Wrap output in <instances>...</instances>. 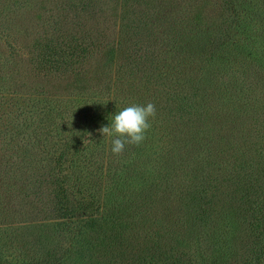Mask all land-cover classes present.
<instances>
[{
	"label": "rangeland",
	"instance_id": "rangeland-1",
	"mask_svg": "<svg viewBox=\"0 0 264 264\" xmlns=\"http://www.w3.org/2000/svg\"><path fill=\"white\" fill-rule=\"evenodd\" d=\"M144 1L0 0V264H127V242L134 245L128 236L140 233L174 247L164 264H216V249L233 234L230 200L217 191L213 212L175 199L162 205L143 200L159 201L188 174L164 168L150 176L154 151L139 187L116 194V221L128 228L112 230L124 243L110 254L102 244L109 242V230L92 231L109 205L111 166L122 157L112 154V138L100 133L125 103L122 79L138 80L129 87L128 106L155 105L150 123L157 131L166 129L161 119L167 102L175 105L170 91H191L200 77L211 91L234 99L233 107L242 103L264 120V0H176L190 10L173 7L170 16L164 0H146L153 6ZM151 19L154 37L143 39ZM199 46L204 52L181 55L183 48ZM153 54L159 64L136 61ZM188 120L174 123L175 131L188 129ZM174 132H164L163 147ZM151 136L146 147L158 141ZM246 152L239 168L246 157L256 160L257 150ZM232 171L237 175L227 179L244 187L239 171ZM198 183H189V198L199 197ZM244 239L240 234L234 240L235 251L245 247ZM77 245L86 247V256L76 255Z\"/></svg>",
	"mask_w": 264,
	"mask_h": 264
},
{
	"label": "trees",
	"instance_id": "trees-1",
	"mask_svg": "<svg viewBox=\"0 0 264 264\" xmlns=\"http://www.w3.org/2000/svg\"><path fill=\"white\" fill-rule=\"evenodd\" d=\"M174 1L176 0H164V4L161 5L165 9H170L169 12H166L167 16L172 14L173 7L184 11V13L190 10L191 5L182 7ZM179 1L186 2V0ZM144 3L154 5L146 0ZM193 7H198V3L194 4ZM162 9L158 13L162 14ZM197 17L200 18L201 14ZM151 20L150 24L149 22L145 24L143 39H153L154 37L156 24L153 19ZM204 21L208 23L207 20ZM171 26L169 25L167 29H174ZM247 34H250L249 30H247ZM127 49L132 48L127 46ZM195 50L202 53L204 52V46L185 47L182 49L181 55L187 58L191 54H197L194 53ZM157 56L160 57V55ZM142 59L144 60L142 61ZM159 60L160 58L158 59L153 54L144 58L140 56L136 61L146 65L159 64ZM137 82L138 80L135 81L134 78L132 80L122 79L124 87L122 96L123 102H125L122 109L128 107V101L132 98L129 87L136 86L134 83ZM208 84L203 81V77H200L193 82V85L190 84L191 91H177L176 89L173 91L172 89L170 95L176 97L175 105L167 102L164 108L167 109L168 106L170 108L167 109L165 117L161 119L166 129L157 131L155 128L150 127L149 132L153 136L148 132L146 133V136L156 137L158 141H154V144L148 147L144 145L145 142L139 147L126 145L125 152H127V156H134L126 157L125 152H123L122 157L118 158V163L114 167L111 166L112 169L114 168L111 172L115 176L114 180L111 179L108 183L110 185L107 195L109 205L106 208V214L102 215L104 217L101 219V223L92 226V231L95 232L98 227H105L109 230L110 240L102 244L106 247L105 251L107 249L110 254L113 253L118 244L122 245L124 243L123 239L118 238L119 235L114 233L112 229L116 227L123 228V226L128 228L126 224L116 221L118 215L116 205L117 207L121 206L120 201L116 199V194L122 189L139 187L137 183L147 176V168L153 163L146 162L148 153L154 151L153 158L157 166L148 169L150 176L161 174L164 168L178 177L183 168L187 170L188 174L184 175V179L180 184L174 183V187L171 185L170 188L163 190L161 196L163 198L159 201L149 197H145L146 199L143 200L150 204L162 205L168 204L170 199H175V202H182L188 207L195 206L200 207L204 212H213L216 211L217 206V203L211 202L216 197L214 195L215 191L218 194L221 193L223 197L230 200L227 208L231 210L233 234L230 238H228V235L225 240L221 241L216 249L217 255L214 256L213 260L217 262L216 264H264V120L262 117L256 118L252 114L253 112L244 110L242 103L238 104L236 102L238 106L233 107L234 99L226 98L219 92L215 93L214 90L211 91L207 87ZM184 119H189L188 122L191 125H188V129H182L179 131L180 133H177L175 131L176 126H173L174 123H179V120ZM228 124L232 128L226 127ZM221 127L226 128L220 129ZM164 132L170 133L171 137L174 132L176 136L174 138L169 137L163 147L161 142L164 141ZM246 150H248L249 156L251 155L250 151L257 150V153H255L256 160L251 156L246 157L239 168L237 162L242 161L241 158H245ZM248 169H250L249 176L243 173ZM232 170L239 171L238 177L245 181L244 187H238V185H241L240 182L235 185L227 179L228 176L234 177L237 175ZM126 173L129 174L126 175ZM195 178L198 179V186H201V188L198 189L199 197L193 199L188 197V191L191 188L189 183H192ZM165 194L168 195V198ZM235 199L240 200L244 208ZM94 223L96 222L93 221L92 224ZM89 233L91 232L88 230L85 234L89 235ZM240 234L247 237L242 242L245 247L242 250L235 251L233 243ZM129 237L132 238L134 245L127 242L131 252L127 264H164V261L169 259L165 254L171 256L173 250H175L169 244L164 245L162 239L156 236L151 238L148 234L142 236V233H140L129 235ZM91 240L85 239V242L91 243ZM182 246L189 247L190 245L184 244ZM75 252L81 258L87 255L84 245H77ZM62 264H66V262ZM107 264H110V262Z\"/></svg>",
	"mask_w": 264,
	"mask_h": 264
},
{
	"label": "clouds",
	"instance_id": "clouds-1",
	"mask_svg": "<svg viewBox=\"0 0 264 264\" xmlns=\"http://www.w3.org/2000/svg\"><path fill=\"white\" fill-rule=\"evenodd\" d=\"M156 108L151 102L146 105L133 104L119 110L112 119L110 126H102L103 137H111V152L121 155L126 145L139 147L146 139L151 127L150 121L155 119Z\"/></svg>",
	"mask_w": 264,
	"mask_h": 264
}]
</instances>
